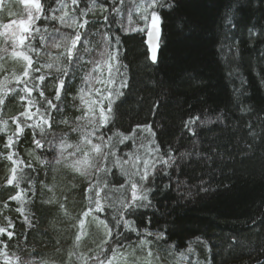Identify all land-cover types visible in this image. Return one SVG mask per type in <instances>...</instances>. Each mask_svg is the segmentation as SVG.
Returning <instances> with one entry per match:
<instances>
[{
    "label": "trees",
    "instance_id": "1",
    "mask_svg": "<svg viewBox=\"0 0 264 264\" xmlns=\"http://www.w3.org/2000/svg\"><path fill=\"white\" fill-rule=\"evenodd\" d=\"M40 1L48 15L51 14L47 11L49 6H57L54 0ZM65 2L70 17L90 22L86 36L85 30H80L82 44L78 47L89 45L91 41L96 42V48L80 62L73 57L65 81L66 88L71 83L67 98L62 93L61 101L53 100L59 106V113H53V143L62 133L69 132L64 125L57 126L60 119L67 118L73 124L84 123L75 120L82 110L80 101H74L73 97L77 96L85 73L91 69L88 60L98 58L97 53L102 50L101 33L107 31L103 15L112 10L111 0H96L97 7L92 11H88L91 0H79L78 6L72 5L71 0ZM132 2L127 0L126 7H131ZM229 2L174 0L175 8L164 10L170 14L159 38L155 62L151 60L146 32L129 30L122 17L117 20L123 23V29L121 23L111 24L110 35L120 40L119 72L126 74L128 87L122 89L124 95L113 106L114 119L102 131L106 138L116 132L133 136L118 145V155L126 159L125 154L137 150L142 156L155 158L156 153H149L147 149L157 146L160 154L175 157L172 167L157 165L155 176L149 177L154 207L139 209L151 218V223L146 221L151 232L164 233V239H153L150 245L153 264H264V6L259 0H238V3L233 0L236 27L226 30L224 15ZM101 3L108 12H101ZM26 9L19 0H2L0 26L26 20ZM81 10L87 12V16H80ZM56 15L61 13L58 11ZM66 19L70 24L71 20ZM36 26L47 27L48 33L46 44H40L38 37L32 41L40 48L39 56L29 53L33 67L49 62V54L54 57L62 51L51 47L56 29L69 37L76 30L47 21L43 16L36 21ZM4 45L5 39L0 34V66H3L0 95L5 97L4 104L0 105V227L7 225L8 218L15 225L9 231L15 234L11 239L0 235L3 241L0 264H17V258L19 264L29 261L81 264L80 254H95L103 239L102 230L90 223L88 235L78 247L75 243L77 230L72 226L76 223L73 218H78L87 207V182L74 178L63 164L53 165L51 150L46 153L50 164L38 165L27 154L35 148L28 129L16 148H5L7 136L15 130L12 118L20 117L27 100L20 99L24 95L23 85L15 79L22 75L25 62L15 61L12 45ZM48 71L42 69L39 74ZM52 71L53 75L41 85L49 99L54 94L55 72ZM116 79L119 81L120 76ZM9 89L13 91H7ZM38 91H33L31 98L40 103L43 98ZM196 117L199 119L191 127L186 126L187 121ZM144 125H151L155 136L144 131ZM68 139L75 144L79 135L71 133ZM13 151H18L26 164L29 161L33 164L31 170L23 168L24 179L18 186L6 183L12 165L4 157ZM40 154L41 150L35 151V155ZM108 180L112 191L106 189L100 195L103 197L107 192L116 199L121 192L115 189L121 184L126 187L128 179L118 167H112ZM43 184L55 185L57 199L69 192L70 184L76 185V190L68 194L66 206L70 216H65L55 205L43 203L52 196L47 189H42ZM17 193L21 199H8ZM126 194L130 196V192ZM6 201L7 207H4ZM21 207L31 226L17 211ZM111 214L112 209L106 206L100 215L109 218L111 223ZM126 234L131 236L130 240L117 239L141 251L137 248V237ZM181 255L186 258L181 259Z\"/></svg>",
    "mask_w": 264,
    "mask_h": 264
},
{
    "label": "snow or ice",
    "instance_id": "2",
    "mask_svg": "<svg viewBox=\"0 0 264 264\" xmlns=\"http://www.w3.org/2000/svg\"><path fill=\"white\" fill-rule=\"evenodd\" d=\"M54 2L57 6L55 8L49 6L47 11L51 14L48 15L45 14L40 0H34L32 10L28 12L26 20H20L18 23L13 21L11 24L4 25L5 29H12L13 25H15V29L9 33V38L13 41L12 55L21 58L25 62L22 75L16 76L15 79L18 84L23 85L21 91L24 95L20 99L27 100L25 111L20 113V117H23V120L20 117L12 118L15 122V130L11 135L7 136L5 148H16L20 139L24 136L25 130L28 129L31 132L32 143L35 145V148L27 154L38 165L48 166L50 164L46 153L51 150V154L53 155L51 163L53 165L63 164L70 169L74 178L79 177L87 182L85 188V192L87 193L86 199L88 201L87 207L79 214L78 218H73L76 219V223L72 226L77 230L74 238L75 243L78 247L82 238L88 235L87 225L90 223H94L98 229L102 230L103 239L97 245L99 251L95 254L91 256H86L83 253L80 254L79 260L81 264H153V253L150 245L153 239H164V233L151 232L146 224V221L147 223L152 222L151 218L147 217L145 213L139 212V209L154 207L152 199H150L152 188L149 177L155 176L157 165L172 167L175 163V157L168 153L160 154L159 147L157 146L155 149H147L149 153H156L155 158L148 155L142 156L139 150H137L136 152L125 154L128 157L126 159L118 155V145L132 139L133 136H126L123 133L116 132L106 138L102 130L107 128L109 123L114 119L113 106L124 95L122 89L128 87L126 74L122 75L119 72L118 45L120 40L119 37H112L110 35L111 24L121 23L117 20V17L125 18L129 30L141 33L146 32L150 41L155 39L157 43L152 45L151 55V60L155 62L158 41L161 32L167 27L166 17L170 14L164 10L174 9V0H133L131 7H126L127 0H111V12H108L103 3L99 5L102 13L108 12L107 15H103L107 31L101 33L102 50L97 53L98 58L93 57L88 60V63L91 64V69L85 73L77 96L73 97L74 101L77 99L80 101L79 108L82 110L81 116L76 117L75 120L84 123L73 124L67 118L57 121V126L62 124L69 129V132L62 133L56 143H53L55 134L51 129L54 122L53 113H59V106L53 100L61 101L62 93H64V98H67L68 88L71 87V83L69 82L66 88L65 81L68 79L73 57L75 56L77 62L82 61L84 55L90 54L96 48V42L89 41L90 46L78 47L82 44V33L80 30L84 29V35H87L86 26L90 23L89 20L83 19L81 22L78 17H70L67 11L68 4L65 0H54ZM104 2H107V0H104ZM235 2L238 3V0H235ZM259 2L261 6H264V0H259ZM71 4L78 6L79 0H71ZM96 7V0H91V8L88 11H92ZM226 7L228 11L224 15L225 27L226 30H230L236 27L233 0H230ZM58 11L61 13L59 16L56 15ZM240 11L242 19L243 8ZM41 16L47 21L58 22L61 25L66 24L76 30L74 35L69 37L60 33L59 29H56L57 35L52 37L51 47L62 49V51L54 57L49 54V62L33 67V57L29 53H35L39 56L40 48L34 46L32 41L38 37L40 44L47 43V27L41 28L36 26V21L41 19ZM80 16H87V12L81 10ZM66 18L71 20L70 24ZM123 27V23H121V28L123 29ZM249 31L251 33L252 30L250 29ZM16 48L22 50L16 51ZM2 67L0 66V69ZM42 69H48L49 71L45 74H39ZM52 70L55 72L54 94L53 98L49 99L44 95L41 85L44 84L48 76L53 75ZM117 75L120 76L119 81L116 79ZM36 90H39L38 95L43 98L40 103L31 98L33 91ZM7 91L13 90L9 89ZM4 100V95H0V105L4 104ZM73 106L75 107L76 105L74 104ZM33 108L35 111H33ZM198 119L199 117L190 119L187 121L186 126L191 127ZM137 127L140 126L138 125ZM143 130L155 136L151 125H144ZM71 133H78L79 135L78 142L75 144L69 142L68 137ZM36 150H41V154L35 155ZM165 156H167V159L164 158ZM4 158L9 160L12 165L10 176L6 183L10 186H18L24 179L23 168L31 170L33 164L31 161L26 164L20 158L18 151L10 152ZM112 167H118L121 170V174L128 179L126 187L121 184L119 189H115V191L121 192V195L116 199L110 197L107 192H105L103 197L100 195L106 189L112 191L108 180ZM161 172H163V168H161ZM133 177H138V179H133ZM54 188L55 185H42V189H47L52 193V196L43 201V203L55 205L65 216H70L66 206L68 194L76 190V185L70 184L69 192L65 193L62 199L56 198ZM126 192H130V196ZM8 199L15 201L21 199V197L17 193ZM3 206L7 207V201ZM106 206L112 209L110 216L111 223L109 222V218H102L100 215L105 212ZM17 211L23 217L24 222L31 226L32 222L29 220L28 215L25 214L24 208H18ZM6 220L7 225L0 227V235H6L11 239L15 233L9 231V229L14 228L15 225L10 219L6 218ZM137 221H139V226H137ZM126 233L137 237V248L141 252L146 251V256H137L136 248H133L131 244L124 245L122 239H117V237H122L123 239L130 240L131 236ZM150 237L152 239H149ZM0 243H3V241H0ZM4 247L6 248L7 245L5 244ZM188 251L191 252L192 249L189 248ZM185 258L181 255V259ZM17 264H19V258H17ZM28 264H36V262L29 261ZM39 264H50V262L41 261Z\"/></svg>",
    "mask_w": 264,
    "mask_h": 264
},
{
    "label": "rangeland",
    "instance_id": "3",
    "mask_svg": "<svg viewBox=\"0 0 264 264\" xmlns=\"http://www.w3.org/2000/svg\"><path fill=\"white\" fill-rule=\"evenodd\" d=\"M1 1L2 0H0V5H1ZM20 2H21V4L25 1V0H19ZM27 7V9H26V11H27V14H28V12L29 11H31L32 9V7L31 6H26ZM7 24H9V23H6L5 25H7ZM15 29V25H13V28L12 29H5L4 28V26L3 27H1L0 26V34L4 37V39H5V45H4V47H7L9 44H11V45H13V41L9 38V33L11 32V31H13ZM9 43V44H8ZM26 43H27V41H26ZM13 48V47H12ZM7 50L6 51H8V48H6ZM16 51H21L22 49H20V48H16L15 49ZM11 52L13 53V49L11 50ZM17 59H21V58H19V57H15V61H17ZM99 86V85H98ZM23 119V118H22ZM136 255L137 256H146V254H145V252H141V251H136Z\"/></svg>",
    "mask_w": 264,
    "mask_h": 264
},
{
    "label": "water",
    "instance_id": "4",
    "mask_svg": "<svg viewBox=\"0 0 264 264\" xmlns=\"http://www.w3.org/2000/svg\"><path fill=\"white\" fill-rule=\"evenodd\" d=\"M33 3H34V0H27V2H25V1L23 2V5H25V6H32ZM147 43L151 47V50H152V45L155 44V43H157V41H155V39H153L152 41H150L149 38H148V36H147Z\"/></svg>",
    "mask_w": 264,
    "mask_h": 264
}]
</instances>
